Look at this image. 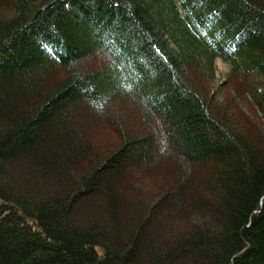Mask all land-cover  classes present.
Segmentation results:
<instances>
[{
	"label": "trees",
	"instance_id": "1",
	"mask_svg": "<svg viewBox=\"0 0 264 264\" xmlns=\"http://www.w3.org/2000/svg\"><path fill=\"white\" fill-rule=\"evenodd\" d=\"M263 126L264 0H0V264H264Z\"/></svg>",
	"mask_w": 264,
	"mask_h": 264
},
{
	"label": "rangeland",
	"instance_id": "2",
	"mask_svg": "<svg viewBox=\"0 0 264 264\" xmlns=\"http://www.w3.org/2000/svg\"><path fill=\"white\" fill-rule=\"evenodd\" d=\"M215 68H216L215 69V83H216L215 86H219L220 85L219 88H222V90L226 93L225 96L230 95V90H231L230 88H238V84H237V81L229 82V80H228L229 79L228 78V74H229V71H230L229 65L225 61H223L221 59H218L215 62ZM213 88L208 85V89L210 91ZM98 132H99L98 136L100 138L108 137L109 134L111 135L113 133L111 131H106V130L103 131V129L102 130L99 129ZM129 197H130V194H129ZM129 197L127 195L126 198L128 199ZM134 199H136V198H133L132 200H134Z\"/></svg>",
	"mask_w": 264,
	"mask_h": 264
}]
</instances>
